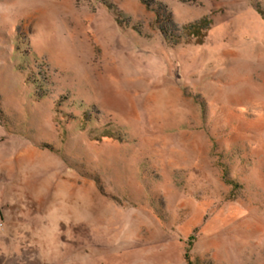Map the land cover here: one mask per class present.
Returning a JSON list of instances; mask_svg holds the SVG:
<instances>
[{"label":"rangeland","instance_id":"obj_1","mask_svg":"<svg viewBox=\"0 0 264 264\" xmlns=\"http://www.w3.org/2000/svg\"><path fill=\"white\" fill-rule=\"evenodd\" d=\"M144 1L0 0V264H264V0Z\"/></svg>","mask_w":264,"mask_h":264},{"label":"trees","instance_id":"obj_2","mask_svg":"<svg viewBox=\"0 0 264 264\" xmlns=\"http://www.w3.org/2000/svg\"><path fill=\"white\" fill-rule=\"evenodd\" d=\"M141 1H142L143 3H145L144 0H141ZM258 11H259V13L261 14V16H262L263 19H264V11H263V9L258 8ZM104 137L107 139V138H109L110 136L105 135ZM0 220L4 223V228H5L4 218H3L2 216H0ZM187 240H188V241H191V240H193V237L187 238ZM189 245H190V242H188L187 249H188ZM187 257H188V250H185V252H184V258L187 259Z\"/></svg>","mask_w":264,"mask_h":264},{"label":"built area","instance_id":"obj_3","mask_svg":"<svg viewBox=\"0 0 264 264\" xmlns=\"http://www.w3.org/2000/svg\"><path fill=\"white\" fill-rule=\"evenodd\" d=\"M4 229V223L0 220V230Z\"/></svg>","mask_w":264,"mask_h":264}]
</instances>
